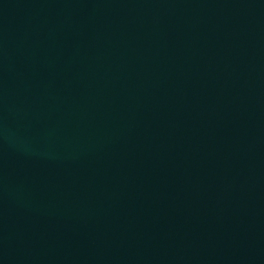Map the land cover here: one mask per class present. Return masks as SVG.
<instances>
[{
	"label": "water",
	"instance_id": "1",
	"mask_svg": "<svg viewBox=\"0 0 264 264\" xmlns=\"http://www.w3.org/2000/svg\"><path fill=\"white\" fill-rule=\"evenodd\" d=\"M57 0H0V38Z\"/></svg>",
	"mask_w": 264,
	"mask_h": 264
}]
</instances>
